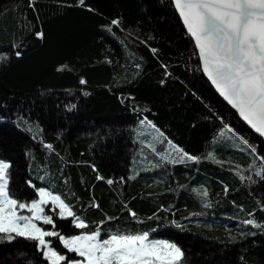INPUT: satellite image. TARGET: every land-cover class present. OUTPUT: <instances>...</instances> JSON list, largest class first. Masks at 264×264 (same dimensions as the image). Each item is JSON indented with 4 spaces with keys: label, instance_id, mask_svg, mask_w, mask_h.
<instances>
[{
    "label": "trees",
    "instance_id": "16d2710c",
    "mask_svg": "<svg viewBox=\"0 0 264 264\" xmlns=\"http://www.w3.org/2000/svg\"><path fill=\"white\" fill-rule=\"evenodd\" d=\"M0 54L10 195L46 188L87 225L54 209L43 230L147 234L183 264H264V141L203 76L171 0H0ZM36 245L0 239V264H46Z\"/></svg>",
    "mask_w": 264,
    "mask_h": 264
},
{
    "label": "snow or ice",
    "instance_id": "6c2138e0",
    "mask_svg": "<svg viewBox=\"0 0 264 264\" xmlns=\"http://www.w3.org/2000/svg\"><path fill=\"white\" fill-rule=\"evenodd\" d=\"M173 3L195 43L204 74L243 120L264 136V0H173ZM118 23V20L112 21L113 25ZM37 35L42 38L43 34ZM156 51L152 49L153 53ZM16 55L19 57L20 53L16 52ZM6 59L7 54H0V60ZM46 147L51 148L50 145ZM185 157L195 159L187 153L180 159ZM9 167L7 162L0 161V239L11 241L23 237L36 241L37 250L42 251L49 264H61L66 260L45 239L53 236L58 237L68 251L83 257L86 264H178L182 260L183 252L176 244L146 242L147 234L113 235L100 241L98 233L66 238L55 231L43 230L35 221L53 223L51 217L42 215L44 209L41 206L49 201L59 208L61 218L73 217L75 227L83 229L87 225L75 216L60 196L45 189L37 190L39 200H33L31 204L12 198L7 175ZM107 182L113 183L112 180ZM17 208H27L32 215H19ZM245 223L255 224V221L249 219ZM72 264L81 262L73 261Z\"/></svg>",
    "mask_w": 264,
    "mask_h": 264
},
{
    "label": "rangeland",
    "instance_id": "374dc122",
    "mask_svg": "<svg viewBox=\"0 0 264 264\" xmlns=\"http://www.w3.org/2000/svg\"><path fill=\"white\" fill-rule=\"evenodd\" d=\"M142 128V129H141ZM141 128L139 129V130H137L138 132H139V134H140V130H141V134H145V135H149V127L146 125H142L141 126ZM0 161H3V160H0ZM5 162V161H4ZM8 175V174H7ZM38 189H45V190H47L46 188H38ZM48 191V190H47ZM50 192V191H49ZM34 200H36V201H38L39 200V196H38V194H37V198L36 199H34ZM33 201V200H32ZM32 201H30V202H20V203H25V204H31V202ZM19 202V201H18ZM43 209H44V211H43V213H42V215H47V216H49L50 217V213H49V210L51 211V210H54V209H56L57 210V212H58V214L60 215V210H59V208L57 207V206H55L54 204H52L51 203V201H49V203L48 204H45V205H42L41 206ZM17 213L19 214V215H24V216H31L32 215V213L31 212H29L28 211V209L27 208H25V209H19V208H17ZM35 223L37 224V226H39L40 227V223H43L42 221H35ZM44 224V223H43ZM96 233V232H95ZM90 234H92V233H90ZM81 235H89V234H78V235H74V236H81ZM74 236H69V237H66V236H64V237H66V238H71V237H74ZM141 236H143V235H141ZM111 236H106V237H104V236H102V233H98V237H97V239L98 240H100V241H103V240H106V239H109ZM46 239V238H45ZM46 241H48L47 239H46ZM151 241H165V240H160V239H152L151 237H148L147 236V241L146 242H151ZM49 242V241H48ZM61 242V241H60ZM168 242V241H167ZM61 244L63 245V243L61 242ZM49 246L53 249V250H55V251H57L54 247H52L51 245H50V243H49ZM63 248H65L64 247V245H63ZM67 251H68V249L67 248H65ZM70 252V251H69ZM59 253V252H58ZM73 254H75V255H77V256H79L77 253H75V252H72ZM59 254H61V255H64L65 256V258H66V260L65 261H62L61 262V264H72V262L73 261H80L81 262V264H86V261L84 260V258L83 257H81V256H79V258H76V259H67V257H66V252H62V253H59ZM46 264H49V261H47L46 260ZM178 264H183L181 261L180 262H178Z\"/></svg>",
    "mask_w": 264,
    "mask_h": 264
},
{
    "label": "water",
    "instance_id": "95a60500",
    "mask_svg": "<svg viewBox=\"0 0 264 264\" xmlns=\"http://www.w3.org/2000/svg\"><path fill=\"white\" fill-rule=\"evenodd\" d=\"M171 2H172V5H173V7H174V10H175V12L177 13V15H178V17H179V19L181 20V17L179 16V14H178V12H177V10H176V8H175V6H174V3H173V0H171ZM181 22H182V20H181ZM182 24H183V22H182ZM183 27H184V29H185V31H186V28H185V26H184V24H183ZM186 33H187V31H186ZM188 34V33H187ZM188 36L190 37V39L192 40V42L194 43V41H193V39L191 38V36L188 34ZM194 46H195V43H194ZM195 49H196V47H195ZM196 52H197V56H198V60H199V63H200V68H201V72H202V74H203V76L205 77V79L207 80V82L210 84V86L212 87V89L215 91V93L236 113V115H237V117L241 120V122H243L248 128H249V130L252 132V133H254L256 136H259L263 141H264V136H261L259 133H257L254 129H252L251 128V126L245 121V120H243V118L239 115V113H238V111L235 109V108H233L220 94H219V92L217 91V89H216V87L212 84V82L208 79V77L204 74V72H203V70H202V65H201V61H200V58H199V53H198V50L196 49Z\"/></svg>",
    "mask_w": 264,
    "mask_h": 264
}]
</instances>
